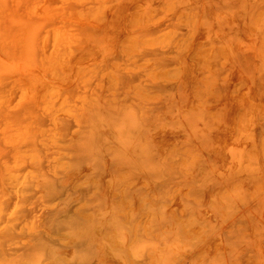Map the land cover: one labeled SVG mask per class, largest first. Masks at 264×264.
<instances>
[{"label": "rangeland", "instance_id": "rangeland-1", "mask_svg": "<svg viewBox=\"0 0 264 264\" xmlns=\"http://www.w3.org/2000/svg\"><path fill=\"white\" fill-rule=\"evenodd\" d=\"M158 1L0 0V264H264V0Z\"/></svg>", "mask_w": 264, "mask_h": 264}, {"label": "bare ground", "instance_id": "bare-ground-1", "mask_svg": "<svg viewBox=\"0 0 264 264\" xmlns=\"http://www.w3.org/2000/svg\"><path fill=\"white\" fill-rule=\"evenodd\" d=\"M235 1H238V0H235ZM155 2H156V1H155ZM157 2H159V1L157 0ZM183 2H184V1H182V3H183ZM227 2H228V0H227ZM227 2H226V5L228 4ZM161 3H162V0H161ZM196 3H197V1L195 2V4H196ZM231 3H232V2H231ZM231 3H230V4H231ZM233 3H234V2H233ZM236 3H237V4H240V2H236ZM154 4H155V3H154ZM181 5H183V4H181ZM198 5H199V4H198ZM233 5H234V4H233ZM235 5H236V4H235ZM190 6H191V5H190ZM223 6H224V5H223ZM230 6H231V5H230ZM236 6H238V5H236ZM177 7H178V6H176V8H177ZM183 7H184V5H183ZM192 7H193V6H192ZM190 8H191V7H190ZM190 8H188V9L191 10ZM224 8H225V7H224ZM188 9H187V10H188ZM192 9H195V8H192ZM185 10H186V9H185ZM189 10H188V11H189ZM189 12H190V11H189ZM173 14H174V13H173ZM204 15H205V14H204ZM209 15H210V14H209ZM173 16H174V15H173ZM219 16H220V15H219ZM17 17H18V16H17ZM203 17H204V16H203ZM208 17H209V16H208ZM15 18H16V17H15ZM149 18H150V17H149ZM166 18H167V17H166ZM219 20H220V19H219ZM163 23H164V21H163ZM164 24H166V23H164ZM154 25H155V24H154ZM171 25H172V24H171ZM188 31H189V30H188ZM148 32H149V30H148ZM155 48H156V47H155ZM171 48H173V47H171ZM171 48H170V49H171ZM168 49H169V47H168ZM150 50H151V49H150ZM152 50H153V49H152ZM156 50H157V48L155 49V51H156ZM159 50H160V48L158 49V53H159ZM161 51H162V50H161ZM164 51H166V50H164ZM164 51H163V52H164ZM161 53H162V52H161ZM142 54H143V51H142ZM162 54H164V53H162ZM153 55H154V54H153ZM157 57L159 58V56H157ZM160 58H162V56H161ZM167 58H168V57H167ZM172 58H173V57H172ZM169 59L172 60L171 58H169ZM174 59H175V57H174ZM160 61H161V60H160ZM162 61H163V62H162L161 64H163L166 60L164 61V58H163ZM98 65H99V64H98ZM97 67H98V66H97ZM94 68H95V66H94ZM121 69H122V68H121ZM121 69H120V70H121ZM120 78H122V77H120ZM124 78H125V76H124ZM124 78H123V79H124ZM126 78H127V77H126ZM127 80H128V78H127ZM119 81H120V80H119ZM125 81H126V79L123 80V82H125ZM120 84H121V83H120ZM169 94H170V93H169ZM98 100H99V99H98ZM165 113H166V112H165ZM151 118H152V116H151ZM200 147H201V146H200ZM203 159H204V158H203ZM208 160H209V159H208ZM201 161H202V160H201ZM202 164H203V162H202ZM201 166H202V165H201ZM199 167H200V166H199ZM203 168H206V167H203ZM198 169H199V168H198ZM183 170H184V169H183ZM179 172H181V171L179 170ZM184 174H185V172H184ZM188 175H189V174H188ZM157 189H158V188H157Z\"/></svg>", "mask_w": 264, "mask_h": 264}]
</instances>
